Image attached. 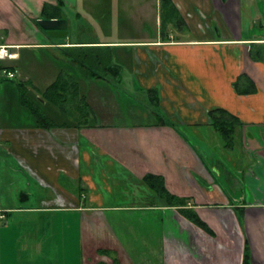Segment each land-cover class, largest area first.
Segmentation results:
<instances>
[{"label":"crops","instance_id":"obj_1","mask_svg":"<svg viewBox=\"0 0 264 264\" xmlns=\"http://www.w3.org/2000/svg\"><path fill=\"white\" fill-rule=\"evenodd\" d=\"M145 2L0 0V44L14 54L4 64L18 71L0 80V264H75V253L65 254L69 230L79 264H264V62L251 55L264 44V0H172L186 27L170 25L152 38L72 42L49 35L52 41L38 24L48 19L44 5L53 4L67 32L75 16L102 32V13L117 5L131 16L123 21L131 18L144 32L151 10L159 21L161 0ZM171 32L192 34L176 40ZM71 44L108 48L117 87L79 75L61 51ZM35 49L53 56L57 74L79 82L93 111L87 123L76 125L63 110H51L58 120L48 115L50 126L35 121L29 104L40 101L43 109L42 94L57 79L52 69L38 81L30 67ZM243 74L255 93L236 91ZM215 108L241 121L232 148L211 123ZM147 174L188 197L186 209L205 227L167 205ZM85 188L82 204L77 194ZM63 215L72 216L74 229L59 222Z\"/></svg>","mask_w":264,"mask_h":264},{"label":"trees","instance_id":"obj_2","mask_svg":"<svg viewBox=\"0 0 264 264\" xmlns=\"http://www.w3.org/2000/svg\"><path fill=\"white\" fill-rule=\"evenodd\" d=\"M161 13L164 28L170 25L178 29H184L186 27L184 19L172 0H161ZM42 15L48 19L60 18L61 9L59 6L53 4H45ZM162 34L165 35V32ZM105 49L107 50L103 51L102 47V50L100 49L99 51L98 47L93 46H67L61 48V51L64 56L76 66L79 75L87 79H107L117 87V65L112 64L113 54L108 48ZM251 55L253 60L264 62V44L254 47L251 51ZM234 86L239 94H252L257 91L255 82L246 74L241 75L234 83ZM148 93L152 94V98H158L155 90H149ZM42 99L59 106L66 114L73 118L76 125L87 123L93 115L91 106L80 93L79 82L75 77L68 75L66 72L60 73L57 79L46 89ZM39 103L41 102L39 101ZM39 103L35 104V102H32L28 106V109L31 111L32 116L38 124L40 121H38L37 118L40 116V111H42ZM154 111L162 118L165 124H171V122L165 119L159 111L156 109H154ZM209 115L211 123L220 134L225 147L232 148L235 141V129L241 124L240 119L223 108H215L210 111ZM42 118L46 119L44 116H41V120ZM41 123L48 124V126L51 125V123H47V120ZM144 181L155 190L158 196L167 203V205L177 207L189 220L205 227L194 210L186 209L190 199L170 193L166 187L165 179L162 176L147 174L144 177ZM103 251L107 252L106 250ZM100 253H102V249ZM97 264L104 263L99 262ZM112 264L120 263L117 259H114Z\"/></svg>","mask_w":264,"mask_h":264},{"label":"rangeland","instance_id":"obj_3","mask_svg":"<svg viewBox=\"0 0 264 264\" xmlns=\"http://www.w3.org/2000/svg\"><path fill=\"white\" fill-rule=\"evenodd\" d=\"M153 1L155 3V0H146V2H145L146 6L147 5L151 6L153 4ZM155 7H156V5H155ZM160 7H159V11H158L159 21L156 20L155 15L152 12V10L150 11L151 14H148L146 22L143 21V22H145V25L147 26L146 30H144V32H138L137 31V29L135 27V21H133L131 18L127 17L128 21H126V20L123 21V18H125V16H127L128 14L121 13L123 11L120 12L119 6L114 5V6H108L106 12H103V13L101 12L102 16H105L104 18H107L105 20L100 19L102 21V27H101L102 32H95L94 28L89 27V23H87L85 20H82V19L77 21V19H76L77 16H75L76 18L73 19V21L70 23V27L68 30L69 32H67V36L61 37L58 40H65V41L70 40L72 42H86V41L107 39V38H111V37H114L111 39H117V38L118 39H141L142 37L152 38V37L157 36V34H156L157 32H160V33L162 31L164 32V30H163L164 26L162 24V19H161L162 13H161ZM134 9H136L135 6H134L133 10ZM128 16H130V15H128ZM83 19H84V17H83ZM111 19H113V20H111ZM171 29H173V28H171ZM170 34L173 35L174 39L180 40V39L190 38L192 33L191 32H171ZM47 36H49V34ZM48 38H50V40H52V41H55L50 36ZM69 46H76V45L71 44ZM35 50L36 51H34V52L36 55V61L33 63L34 65L30 66V67H32V71H33L34 75L37 77L38 81H42V79L44 77L46 79L47 73H51L52 69H54V71H55L54 74L56 75V78H57V76L59 75V74H57L58 73V65L53 61L54 60L53 56L45 50H40V51H39V49H35ZM122 87H123V85L120 86V89H122ZM32 92L33 91H31V93ZM31 93H30V96H32ZM32 97H33V99L37 98L36 94H35V96H32ZM38 103H39V101H38ZM39 104L41 105L42 103H39ZM51 110H54L55 112H62V114H64V112L62 111V109L59 106L47 102V105L43 107L42 111H40V116L37 118V120L40 122L47 120V123H50L52 120L49 117L58 120V118H57L58 116H56V114H58V113H54V111H51ZM48 115H49V117H48L49 119L47 118ZM41 116H44L46 119L42 118V120H41ZM69 120L74 121L73 118H71V117H69ZM88 192H89L88 189L85 188L82 195L77 194L78 199H81L82 204L85 203V201L87 200ZM79 214L80 213L77 212L76 216H75L76 226H77L78 221H79ZM71 218H72V216H70V215H63V217H59V222H64L65 224H67L70 221L72 222ZM87 218H88V216L86 217V219ZM73 224L74 223L72 222V228L74 229ZM68 232H69V235H68L67 240H66L67 246H66V253L65 254H68V257H69L72 252H73V254L75 253V264H79L80 248H79L78 240H77V238H75V241H74V235L72 234L74 231L71 232V230H69ZM76 234H77V230H76ZM65 254H64V256H65ZM60 256L63 257V253ZM61 264H65V261H62ZM66 264H67V262H66ZM68 264H71V261H68Z\"/></svg>","mask_w":264,"mask_h":264},{"label":"built area","instance_id":"obj_4","mask_svg":"<svg viewBox=\"0 0 264 264\" xmlns=\"http://www.w3.org/2000/svg\"><path fill=\"white\" fill-rule=\"evenodd\" d=\"M11 45L0 44V80H14L18 77V71L4 64V61L12 59L14 54L10 52ZM2 218L0 212V219Z\"/></svg>","mask_w":264,"mask_h":264},{"label":"water","instance_id":"obj_5","mask_svg":"<svg viewBox=\"0 0 264 264\" xmlns=\"http://www.w3.org/2000/svg\"><path fill=\"white\" fill-rule=\"evenodd\" d=\"M38 24L48 32L50 36H67L68 22L62 18L40 19Z\"/></svg>","mask_w":264,"mask_h":264}]
</instances>
